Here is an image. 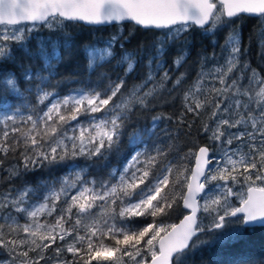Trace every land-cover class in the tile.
<instances>
[{
    "label": "snow or ice",
    "instance_id": "obj_1",
    "mask_svg": "<svg viewBox=\"0 0 264 264\" xmlns=\"http://www.w3.org/2000/svg\"><path fill=\"white\" fill-rule=\"evenodd\" d=\"M240 13L264 17V0H0V25L6 26L0 30V57L6 55L8 47L3 42L19 45L29 61L23 78L34 82L29 91L35 93L38 105H44L37 109L26 102L13 103V97H23L17 78L15 74L0 77V168L6 172L4 179L13 180L21 174V168L34 170L77 157L96 164L105 162L110 167L109 179L98 184L95 180L79 183L85 170L81 168L72 182L64 179L59 186L42 182L35 188L26 185L21 190L0 193V209L9 210L0 217V248L10 257L3 264H12L16 257L23 258L19 264H41L44 260L51 264H180L198 244L207 242L200 233L214 234V240L224 243L238 238L247 228L264 227V77L244 65L240 76L228 80L240 61L238 33L227 37L225 64L213 73L201 72L184 94L185 111L209 117L212 125L203 123L200 130L221 149L220 158L214 160L208 146L200 147L195 170L185 175L187 169L172 161L157 167L167 152L155 144L148 149L158 122L171 117L158 114L152 117L150 126L125 132L134 110L148 108L150 98L170 79L163 71L159 83L145 89V84L155 78L153 71L164 68L162 62L156 63L154 70L150 67L144 83L126 88L125 78L137 66L136 54H119L117 63L123 75L113 79L103 71L117 59V37L113 36L105 46H90L80 53L85 58V70L89 77L97 78L96 82L89 79L67 95L58 96L51 90L52 81L61 75L60 66L77 55L74 43L69 39L38 40L32 46L27 34L33 29L17 27L31 24L54 28L62 20L93 25L133 21L144 28L179 26L172 31L175 38L193 25L205 32L214 31L218 24L229 22L222 17ZM164 54L163 47H158L149 65ZM183 60L181 54L174 64L178 67ZM245 69L250 71L247 86L241 83ZM76 75L79 73L73 72L66 78ZM209 76L221 87L204 86ZM181 80L178 77L174 86ZM122 138L130 152L119 168L111 167L109 157L120 156ZM17 153L20 163L7 165L6 160L15 159ZM76 167L73 165L74 170ZM237 184H246V192H234ZM37 193L40 197L30 203ZM233 196L241 206L231 202ZM177 198L184 208L191 209L179 224L158 225L153 220L136 227L131 223L132 218L167 215ZM93 208L98 211L92 212ZM13 211L23 213L28 222L19 224ZM199 212L208 215L207 225L198 223ZM41 216L52 220L41 222ZM5 225L10 232L19 229L23 238H8L3 231Z\"/></svg>",
    "mask_w": 264,
    "mask_h": 264
},
{
    "label": "trees",
    "instance_id": "obj_2",
    "mask_svg": "<svg viewBox=\"0 0 264 264\" xmlns=\"http://www.w3.org/2000/svg\"><path fill=\"white\" fill-rule=\"evenodd\" d=\"M217 7L219 8V4ZM262 18L239 16L233 20H228L222 17L223 20L229 22L218 24L214 31L205 32L204 29L193 25L175 38L172 35L174 28L164 31L145 30L131 23L108 27H86L77 22L62 20V24L54 28L37 25V28L27 34V39L32 46H35L38 40L61 41L69 39L74 43L77 55L60 66L61 75L57 77V80L52 81L51 90H54L58 96L67 95L71 89L79 87L81 82L89 79L96 82L97 78L95 76L89 77L85 70V58L80 53L90 46H105L113 36L117 37L114 44L117 59L106 65L103 71L107 72L113 79L123 75L122 66L117 63L119 54L125 52L136 54L137 66L125 78L126 88L144 83L147 80L150 67L154 70L155 64L162 62L164 68L161 71H153L155 78L145 84V89L158 84L163 71L169 73L170 79L164 82L163 88L159 89L156 96L150 98L148 108L134 110L132 121L125 132L127 134L133 128L139 130L150 126L152 117L158 114L171 117L172 119H164L158 122L159 127L156 130V135L148 140V149L151 150L155 144L167 152L165 157L160 158L157 167H162L166 161H172L178 166L185 167L187 169L185 175H190L197 150L201 146L209 147L207 135L200 129L203 123L209 124L210 119L205 114L196 116L191 112H186L184 94L192 87L203 69L215 64L216 61H221L228 55L226 40L232 32H239L241 67L248 65L249 69H255L263 76L264 64L257 63L256 65L253 61V59L256 60V53H261L260 57H264V43L261 34L264 29ZM7 46L6 55L0 57V77L5 74H15L23 93V97H13L12 102H26L37 109H43L44 105L37 104L35 93L29 91L33 88L34 82L26 81L23 78L25 67L29 61L23 56L17 43L8 41ZM161 46L165 54L161 60L155 61L150 66L149 61L154 58L156 49ZM181 54H184V60L177 67L174 60ZM73 72H77L79 75L66 78L68 74ZM178 77H182L181 84L174 86ZM0 111H2V106H0ZM181 114H183L182 120ZM83 119L84 117H81V120ZM72 123L75 124L76 122ZM189 124L191 127H188ZM21 126L26 127V125ZM162 129H166V132ZM15 135L18 136V134ZM11 138L12 135L10 134L9 139L11 140ZM170 145L171 148L169 149ZM129 152L130 148L127 141L122 138L121 154L120 156L109 157L110 166L119 168ZM9 156L11 157L12 153ZM18 163H20L18 153L15 159L6 160L7 165ZM73 165L77 166L75 170ZM86 165L87 167H85ZM81 168L85 170L81 172L82 179L79 183L95 180L98 184L101 180L109 179L110 167L107 163L96 164L92 161H85L83 157H77L75 160H66L59 164L46 165L34 170L26 171L21 168V174L11 181L4 179L6 172L0 168V193L7 190H21L26 185L35 188L42 182H54L57 186L64 179L72 182L76 180V172L80 171ZM40 195L41 193H37L30 202H35ZM102 203V201H97V204ZM91 211L96 212L98 209L93 208ZM185 214L182 202L177 198L176 204L173 205L172 210L167 215L155 218L149 216L132 218L131 223L136 227H142L155 220L157 224L170 225L180 221ZM19 215L21 222H28L24 215ZM45 219L51 222L52 217H40L41 222ZM117 223L119 224L120 221L117 220ZM213 235L201 233L200 238L207 242L198 244L189 255L182 258L180 264H264V227L247 228L238 238L224 243L214 240ZM196 239L197 237L194 241ZM106 243H111V241H106ZM48 254H52L51 248L48 249ZM93 264H97V262L94 261Z\"/></svg>",
    "mask_w": 264,
    "mask_h": 264
},
{
    "label": "rangeland",
    "instance_id": "obj_3",
    "mask_svg": "<svg viewBox=\"0 0 264 264\" xmlns=\"http://www.w3.org/2000/svg\"><path fill=\"white\" fill-rule=\"evenodd\" d=\"M262 21L264 22V18L262 19ZM62 24V21L61 23L59 24V26ZM6 26H3L0 28V30L4 29ZM17 27H20V28H24L25 30H27L28 28H32L33 30L35 28H37L38 26H35L33 27L32 25L30 24H26V25H19ZM58 27V26H56ZM179 27V26H178ZM176 28V27H175ZM189 29V28H188ZM182 33V32H181ZM180 33V34H181ZM237 33V32H236ZM239 34V32H238ZM261 34H262V41L264 43V29L261 31ZM8 42V41H7ZM7 42H3V43H6ZM7 48L5 49V52H6ZM262 54L261 53H258L256 56H257V59L258 61H260V64L263 63V60H264V57H260ZM228 56V55H227ZM227 56H225L221 61H216L215 64H211L209 67L203 69L201 72H204V73H213V70L216 69V68H219L221 66H223L225 64V61H226V58ZM264 64V63H263ZM241 65H240V61H239V65L237 66L236 69L233 70V72L229 75L228 77V80H231L232 77H235V76H240L241 75ZM249 69V68H248ZM248 69H245L243 74H242V79H241V83L244 85V86H247V83H248V77L250 75V71ZM201 74V73H200ZM199 74V75H200ZM261 77H263L261 74H260ZM196 82V81H195ZM211 85H215L216 87H221V85H219L218 81H216L215 79H213L211 76L205 78L204 80V86H211ZM212 121L210 120V123H209V126L212 125ZM236 141H234L233 143V147L236 146ZM209 148L211 150V157L214 158V160L216 159H219L220 158V152H221V149L220 147L216 144V142L214 141H210L209 140ZM212 167V165L210 166ZM257 183H260V182H257ZM77 187H79L77 185ZM209 188V185H207V190ZM246 188H247V185L246 184H237L233 187V191H237V190H240L241 191V194H243L244 192H246ZM72 192L75 193V189H72ZM101 202V201H99ZM231 202L235 205V206H238L240 204V201L239 199L236 197V196H233L231 197ZM31 203V202H30ZM9 210L8 209H0V217H3ZM19 214H22L24 215L23 213H17V212H12V215L16 217L17 221L19 224L23 225L25 224L26 222H21L20 221V215ZM25 219L27 220V218L25 217ZM203 222L204 225H207L209 222H210V219L208 217V215L206 213H203L201 212L200 214V222ZM159 225V224H158ZM164 225H167V224H164ZM3 231L8 234V238H15V239H20V238H23V233L20 232L19 229H17L15 232H10L9 228L7 227V225H5ZM19 234V235H18ZM163 235V234H162ZM30 256H34L35 253H29ZM10 259L9 257V254L7 252L6 249H3V248H0V264H3V262L5 261H8ZM23 258L22 257H16L15 260L12 261V264H19V261L22 260ZM125 260L127 261V258H125ZM41 264H51L50 261L48 260H44V261H41ZM100 264H112L111 261H102L100 262Z\"/></svg>",
    "mask_w": 264,
    "mask_h": 264
},
{
    "label": "water",
    "instance_id": "obj_4",
    "mask_svg": "<svg viewBox=\"0 0 264 264\" xmlns=\"http://www.w3.org/2000/svg\"><path fill=\"white\" fill-rule=\"evenodd\" d=\"M239 16L257 17V16H259V15L249 14V13H240L239 15H237V16H235V17H232V18H227V17H225V18L228 19V20H233V19H235V18H237V17H239ZM65 21H68V20H65ZM69 22H77V23L82 24V25H84V26H86V27H108V26H112V25H122V24H128V23H131V24H134L135 26L140 27V28L145 29V30H155V31H164V30H168V28H162V29H157V28H152V27L144 28L143 26H140V25L135 24L133 21H123V22H120V23L113 22V23H110V24H103V25H93V24H88L87 22H84V21H69ZM22 25H26V24H22ZM30 25H31V24H30ZM1 26H3V25H0V27H1ZM18 26H19V25H18ZM194 26H195V25H194ZM175 27H178V26H173V28H175ZM195 27L200 28L199 26H195ZM205 27L207 28L208 26L205 25ZM200 29H202V28H200ZM201 147H202V146H201ZM209 149H210V148H209ZM197 152H198V150H197ZM209 155H210V157H211V150H210ZM210 166H211V165H209V167H210ZM195 168H196V155H195V161H194V166H193V168H192V172L195 170ZM192 172H191V173H192ZM205 191H207V185L205 186ZM182 206H183V204H182ZM240 206H241V205H240ZM183 209H184V211L186 212V214L182 217V219H180V221H178V222L175 223V224H179V223L184 219V217H185L186 215H189L190 212H191V209L184 208V207H183ZM200 214H201V212H199V213L197 214V220H198V223L200 222ZM257 227H258V226H257ZM200 234H201V233H200ZM200 234H199V235H200ZM195 238H196V237H193V240H194ZM173 259H174V261H175V257H174Z\"/></svg>",
    "mask_w": 264,
    "mask_h": 264
},
{
    "label": "flooded vegetation",
    "instance_id": "obj_5",
    "mask_svg": "<svg viewBox=\"0 0 264 264\" xmlns=\"http://www.w3.org/2000/svg\"><path fill=\"white\" fill-rule=\"evenodd\" d=\"M257 17H258V18H259V17L262 18V16H257ZM257 17H250V18H257ZM263 18H264V17H263ZM263 18H262V19H263ZM263 24H264V23H263ZM257 54H258V53H256V55H257ZM253 61H254V64H256V65H257V63L260 64V61H258L257 56H256V60L253 59ZM263 63H264V60H263ZM263 77H264V75H263ZM238 206H240V204H239Z\"/></svg>",
    "mask_w": 264,
    "mask_h": 264
}]
</instances>
